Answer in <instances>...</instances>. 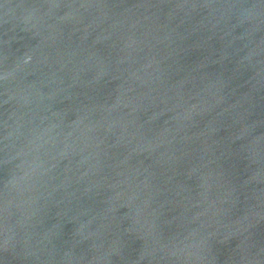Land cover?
<instances>
[{"label":"water","instance_id":"obj_1","mask_svg":"<svg viewBox=\"0 0 264 264\" xmlns=\"http://www.w3.org/2000/svg\"><path fill=\"white\" fill-rule=\"evenodd\" d=\"M0 264H264V0H0Z\"/></svg>","mask_w":264,"mask_h":264}]
</instances>
